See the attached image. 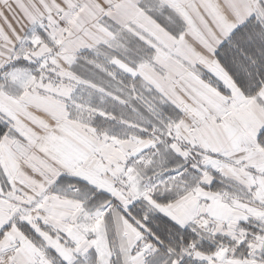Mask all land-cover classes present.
Returning <instances> with one entry per match:
<instances>
[{"label":"snow or ice","instance_id":"1","mask_svg":"<svg viewBox=\"0 0 264 264\" xmlns=\"http://www.w3.org/2000/svg\"><path fill=\"white\" fill-rule=\"evenodd\" d=\"M0 264H264V0H0Z\"/></svg>","mask_w":264,"mask_h":264}]
</instances>
